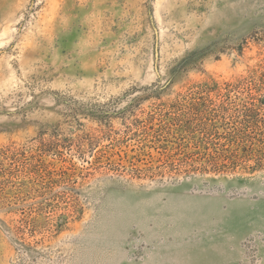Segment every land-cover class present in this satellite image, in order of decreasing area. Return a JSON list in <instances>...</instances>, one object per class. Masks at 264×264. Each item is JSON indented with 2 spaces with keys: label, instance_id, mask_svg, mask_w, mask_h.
I'll return each instance as SVG.
<instances>
[{
  "label": "rangeland",
  "instance_id": "obj_1",
  "mask_svg": "<svg viewBox=\"0 0 264 264\" xmlns=\"http://www.w3.org/2000/svg\"><path fill=\"white\" fill-rule=\"evenodd\" d=\"M263 76L264 0H0V264H264V166L207 165Z\"/></svg>",
  "mask_w": 264,
  "mask_h": 264
},
{
  "label": "trees",
  "instance_id": "obj_2",
  "mask_svg": "<svg viewBox=\"0 0 264 264\" xmlns=\"http://www.w3.org/2000/svg\"><path fill=\"white\" fill-rule=\"evenodd\" d=\"M254 81L253 79H244L237 81L236 84L226 85L233 92L242 93L244 100L237 103L238 96H236V101H231L218 108L219 112L223 113L232 111L236 120L231 123L232 125L224 124L226 132L223 138L228 141L229 148L218 147L214 143L213 154L207 159V165L214 170L236 167L243 169L247 167L252 170L264 166V79L259 80L260 84ZM261 91L263 93L258 94ZM187 108V112L173 116L169 120L175 121V125L183 128L184 131H187L186 129L194 130L198 123V127L201 128L204 135H218L216 126L218 122L214 123L213 121L216 120V116L219 117V112L212 110L213 115H211L208 108L199 110L195 104L189 105ZM207 120H211L208 125L205 123ZM231 146L232 149H230ZM250 157L254 158V166H246ZM1 182H4V179Z\"/></svg>",
  "mask_w": 264,
  "mask_h": 264
}]
</instances>
